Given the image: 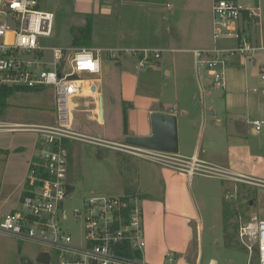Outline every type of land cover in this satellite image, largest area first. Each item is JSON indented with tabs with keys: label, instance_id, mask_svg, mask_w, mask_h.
<instances>
[{
	"label": "rangeland",
	"instance_id": "374dc122",
	"mask_svg": "<svg viewBox=\"0 0 264 264\" xmlns=\"http://www.w3.org/2000/svg\"><path fill=\"white\" fill-rule=\"evenodd\" d=\"M39 1L40 11L54 15L52 34L38 37L40 48L84 47L72 45L74 35L91 21L93 39L87 47L107 50L102 52L103 81L96 86L102 98L75 100L73 130L124 144V105L129 113V134L136 137L152 133L146 120L150 110L158 113L171 109L179 114L181 154L192 156L197 147L202 158L207 152L206 158L213 161L215 154L221 159L223 153L226 163H215L264 180V131L255 134L251 125L255 119H264V81L259 64H254L255 60L264 62V52L255 51L252 60L233 53L226 62L225 91L214 88L207 69L194 66L193 55L186 52L202 47L213 49L216 45L212 0ZM237 2L253 15L251 24L243 23L247 32L255 39L264 38V0ZM237 45L233 38L217 42L219 48L232 50ZM133 50L150 51L153 59L137 67L139 56L133 55ZM157 50L162 51V56L155 59L152 52ZM111 51L116 52L115 57L109 56ZM46 57L52 59L49 50ZM236 60L241 62L235 67ZM95 78L87 72L80 75L83 80ZM230 78L233 90L227 88ZM42 102L41 95L33 92L15 93L6 108L0 107V121L23 125L51 123L56 119V105L47 97V107L42 109ZM99 108L103 110L102 121L96 112ZM219 119L221 126L216 125ZM37 137L31 131L1 134L0 145ZM72 148L69 181L74 197L67 204L68 209L81 205L85 196L91 194L121 197L132 190L147 195L140 201L147 264H257L240 243L238 233L241 218L264 220V189L227 180L229 186L199 172L191 178L184 173L186 178L174 180L169 195L167 178L169 183L171 178H179L174 169L116 148L102 149L84 142H73ZM121 152L126 156L125 162L131 158L132 174L122 168L118 160ZM3 166L0 163V172ZM251 199L256 202L249 205ZM39 255L41 249L33 244H19L0 236V264H36ZM170 257L172 263L166 261Z\"/></svg>",
	"mask_w": 264,
	"mask_h": 264
},
{
	"label": "built area",
	"instance_id": "2783aa9c",
	"mask_svg": "<svg viewBox=\"0 0 264 264\" xmlns=\"http://www.w3.org/2000/svg\"><path fill=\"white\" fill-rule=\"evenodd\" d=\"M39 0H0V90L5 87L43 91L52 87L56 96L57 120L54 124L31 125L3 123L0 135L31 131L38 134L37 155L29 169V188L18 206L0 219V236L19 244H33L48 257V264H147L144 260L146 232L141 198L127 201L125 196L86 195L82 204L68 209L73 200L69 152L65 141L87 143L98 147L126 151L138 159L174 169L189 178L204 172L221 180L264 189V180L219 166H212L194 156L137 149L125 144L99 139L73 130L75 100L95 93L89 82L80 79L83 72L99 75L102 49L40 48L38 37L52 34L54 15L39 10ZM249 12L237 0H214L213 49L191 51L195 66H203L212 78L214 88L226 89V62L233 53L252 60L255 51L264 52L241 26L244 13ZM251 18L253 15L251 14ZM235 39L232 49L219 48L221 39ZM51 52V60L46 57ZM139 56L137 67L153 59L150 51H131ZM114 51L109 56L115 57ZM155 59L161 50L153 51ZM91 63V68L82 64ZM264 81V62L259 65ZM257 92V89H254ZM256 133L264 131V119L254 120ZM239 241L257 264H264V220L240 219ZM172 263L173 258H167Z\"/></svg>",
	"mask_w": 264,
	"mask_h": 264
},
{
	"label": "crops",
	"instance_id": "0c3cea01",
	"mask_svg": "<svg viewBox=\"0 0 264 264\" xmlns=\"http://www.w3.org/2000/svg\"><path fill=\"white\" fill-rule=\"evenodd\" d=\"M213 3H214V0H212L211 10L213 9ZM252 20L253 19L248 21L246 19H243V21L241 22V26L246 30V26L243 25V23L244 22L245 23L250 22L249 24H251ZM255 20L259 21L258 18H256ZM248 27H250V25H248ZM246 32H247V30H246ZM252 39L254 40L256 45H263L264 44L263 36H260V39H255L253 37H252ZM213 41H214V38H213ZM86 48H88V47H86ZM90 49L99 50V49H102V48L99 47V48H90ZM195 49H208V47L195 48ZM195 49H193V50H195ZM102 50L107 51L105 49H102ZM193 50L186 51V52L191 54V51H193ZM183 52H185V51H183ZM193 58H194V56H193ZM102 59H103V56H102ZM240 62L241 61H238V60L234 61L233 62V66H235V67L239 66ZM101 64H102V61H101ZM254 64H259L260 65L261 63H259L257 60H255ZM194 66H195V62H194ZM231 72H236L237 73L236 70L235 71L232 70ZM167 73L169 75H171L170 72H167ZM100 74H101V71H100ZM100 74L99 75H95L96 78L94 80H85V81L89 82V84H92V86L95 88V93L85 95V97L102 98V95L97 93V88H96V86L100 85L102 83V81H103V79H102ZM232 76H233V74H232ZM239 80L242 81V78H239ZM229 87H230V90H233L231 88L234 87V82L231 80V78H230V81H227V88H229ZM33 93L37 94L39 97L41 95L42 100H43V102L41 103L42 109H44V107L45 108L47 107L46 104L44 103L46 101L47 97L52 101V105H54V104L56 105V96H55V91H54L53 88H50L48 91H46V88H45L41 92H33ZM43 93H47V96H45L46 94L43 95ZM233 98H234V96H232L230 99H233ZM233 102L234 101L230 102V105L232 107L234 105ZM101 109L102 108H99L96 111V112L99 113L100 121L103 120V115L101 116V114H102L101 113ZM102 112H103V110H102ZM160 112L166 113V114H173V115H176V116L178 115V118H179V114L174 112V111H172L171 109H168V110H165V111H160ZM153 113L154 112L152 110H150L149 114L147 115V119H146L148 121V123H149L148 125L150 126L149 130L151 128V115ZM56 120H57V115H56V119L53 122L46 123V124H54V123H56ZM255 120H259V119H255ZM221 123H222V120L219 119V120H217V124L216 125L217 126H221ZM252 132L255 133V134H259V133H256V131L254 129H252ZM148 135H151V132L148 133L147 136ZM129 136H130V134H129ZM38 144H39V137H37L35 140H32V141L14 143V144L9 145V146H4L3 147V146L0 145V161H1L0 163L4 164L3 171L0 172V197L2 198L1 201H0V219H2V217L4 215L8 214L9 212L14 210L18 206V203L20 202V200H21V198H22V196L24 194L23 191L25 190V186L27 184V179H28V176H29L30 165H31L33 159L35 158V156L37 155ZM194 149L195 150H194L192 156H188V154H186V153H182L181 154L180 152H179V154L181 156H183V157H186V158H192L194 156H197V158H199L200 160L206 162L209 165L216 166V167L219 166V167H223L224 168V166H222V165L220 166V164L215 163V162L223 161V162L226 163L227 158H226L225 154H223V153L220 154V155H223V156H221L222 157L221 159L217 158V156H216V155H219V154H215L213 156V161H211V160L206 158L207 152H205V157L202 158L201 157V153H200V149L197 148V147H195ZM187 151H189V150H187ZM236 155L237 154L235 153L234 156H236ZM228 156H231V150H229V155ZM225 169H228V170L232 171L233 173L244 174L243 172H240L238 170L235 171V170H232V169L227 168V167ZM177 174H178L179 178H176V177L171 178L170 179L171 180L170 183H169V180H168L169 178H167V184L169 185L168 188L169 187L172 188L175 185L174 184V180L179 181L180 179L186 178L185 174L180 172V171ZM244 175H246V174H244ZM246 176H248V175H246ZM222 181L225 182L226 184L228 183V181H226V180H222ZM228 184H229V186H231L230 183H228ZM170 188L168 190L169 191V195H170ZM144 195H146V194L144 193ZM169 195L167 194V196H169ZM165 199H167V198H165Z\"/></svg>",
	"mask_w": 264,
	"mask_h": 264
},
{
	"label": "trees",
	"instance_id": "16d2710c",
	"mask_svg": "<svg viewBox=\"0 0 264 264\" xmlns=\"http://www.w3.org/2000/svg\"><path fill=\"white\" fill-rule=\"evenodd\" d=\"M244 19L246 20H251V14L249 12H245L244 13ZM93 39V24L92 22H88L85 26H82L78 29V31L75 33L74 35V40L72 45L75 47H79L81 46H85L87 47L89 42H91ZM30 93V92H41V91H34V90H30V89H18V88H11V87H5L4 89L0 90V107L2 109L6 108L7 104H8V100L11 98V96H13L15 93ZM124 127H123V132L125 134V136H129V113L127 110L126 105H124ZM72 141H65V147L68 149L69 152V161L71 163V155H72ZM100 150H102L101 148H99ZM106 150V149H105ZM100 155V154H99ZM126 156L121 152L118 153V160L122 165V168L124 170H126L127 172H129L130 174H132V167L130 165L131 162V158H127L126 162H125ZM71 165V164H70ZM69 171H70V166H69ZM71 172V171H70ZM70 179V177H69ZM29 182L30 180L27 181V184L25 186V190L27 188H29ZM72 187V185H71ZM25 190L23 191L24 194H27V192H25ZM23 194V195H24ZM125 198L127 201H130L131 199L135 198V197H140L141 199L144 198V194H140L138 192L132 191V190H127L124 194ZM36 264H48V257H46L45 255H39L37 257V261Z\"/></svg>",
	"mask_w": 264,
	"mask_h": 264
},
{
	"label": "water",
	"instance_id": "95a60500",
	"mask_svg": "<svg viewBox=\"0 0 264 264\" xmlns=\"http://www.w3.org/2000/svg\"><path fill=\"white\" fill-rule=\"evenodd\" d=\"M151 131V135L148 136H128L125 138L124 144L137 149L179 154L178 115L153 113L151 115Z\"/></svg>",
	"mask_w": 264,
	"mask_h": 264
},
{
	"label": "snow or ice",
	"instance_id": "6c2138e0",
	"mask_svg": "<svg viewBox=\"0 0 264 264\" xmlns=\"http://www.w3.org/2000/svg\"><path fill=\"white\" fill-rule=\"evenodd\" d=\"M89 64H90V63H89ZM89 64H87V65L82 64L81 67H82V68H91V67L88 66Z\"/></svg>",
	"mask_w": 264,
	"mask_h": 264
},
{
	"label": "flooded vegetation",
	"instance_id": "af4514ba",
	"mask_svg": "<svg viewBox=\"0 0 264 264\" xmlns=\"http://www.w3.org/2000/svg\"><path fill=\"white\" fill-rule=\"evenodd\" d=\"M254 202H256V200H254V199H251V200H249V203H248V204L250 205V203H252V204H253Z\"/></svg>",
	"mask_w": 264,
	"mask_h": 264
},
{
	"label": "clouds",
	"instance_id": "9594fccd",
	"mask_svg": "<svg viewBox=\"0 0 264 264\" xmlns=\"http://www.w3.org/2000/svg\"><path fill=\"white\" fill-rule=\"evenodd\" d=\"M89 67H92L91 63L88 65Z\"/></svg>",
	"mask_w": 264,
	"mask_h": 264
}]
</instances>
